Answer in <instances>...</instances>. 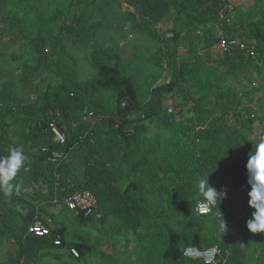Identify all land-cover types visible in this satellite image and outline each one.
<instances>
[{
  "label": "trees",
  "instance_id": "1",
  "mask_svg": "<svg viewBox=\"0 0 264 264\" xmlns=\"http://www.w3.org/2000/svg\"><path fill=\"white\" fill-rule=\"evenodd\" d=\"M45 1L41 8L32 0H0L5 27L0 36L5 29L3 37L32 50L35 63L21 67L22 81L34 95L31 103L14 95L12 82L0 83V157L22 147L28 157L25 166L31 168L21 170L18 194L6 198L0 192V264H43L49 259L86 263L95 253L88 237L70 232L63 219L48 212L54 207L68 212L62 198L82 191L96 199L100 219L69 211L74 224L99 225L106 240L132 234L144 264H203L184 258L183 250L214 246L220 248L225 264H264V234L253 235L246 228L252 214L246 163L254 147L243 133L251 132L255 122L264 124V115L258 117L264 105L261 110L253 107L259 89L236 92L224 86L240 72L264 70V0H255L239 15L228 14L227 0H124L128 12L120 28L129 26L161 44L150 59L171 73L161 86L157 76L141 75L137 83L126 76L120 53L93 39L96 29L82 39L89 22L87 8L96 0ZM221 12L227 14L222 36L252 46L253 56L238 47L214 56L219 39L212 25ZM70 19L76 21L71 28ZM165 21L181 28H174L169 39L156 31ZM96 22L92 26L98 29L114 25L109 20ZM78 37L76 46L84 43L91 49L88 60L94 73L85 81L64 43L52 49L62 38ZM184 38L194 54L190 61L177 63L176 46ZM199 44L204 45L202 55L196 52ZM36 67L40 73L49 71L54 82L35 88L28 71ZM177 97L180 102L169 104ZM169 106L177 111V121L168 113ZM90 115L100 121H86ZM51 124L64 135V143ZM152 124L160 132L150 137ZM74 149L80 174L67 160ZM53 154L62 158L51 162ZM202 176H209L217 191L227 190V198L213 208L215 213L219 209L227 217H239L232 236L228 231L222 235L214 215L195 213L203 199L197 188ZM37 222L46 234L29 232ZM7 244L12 251L2 261ZM251 248L259 251L255 260L250 259ZM65 256L70 261H63ZM98 257L100 264H119L112 252H99Z\"/></svg>",
  "mask_w": 264,
  "mask_h": 264
},
{
  "label": "rangeland",
  "instance_id": "2",
  "mask_svg": "<svg viewBox=\"0 0 264 264\" xmlns=\"http://www.w3.org/2000/svg\"><path fill=\"white\" fill-rule=\"evenodd\" d=\"M35 4L43 7L46 3L45 0H32ZM68 2L69 0H63ZM233 3L228 1V5H231V15H239L246 13L250 7L254 4L255 0H232ZM78 10L76 9V13ZM128 10L124 6V0H96V3L91 4L87 8V16H89V22L87 23L86 32L81 34L82 39L89 38L92 34L91 31L97 30L98 33L93 38L100 47L112 46L115 50L120 53V69L126 75L131 77L133 81L137 83V79H140L141 75L145 76H157V86L166 84L171 78V73L163 67L156 66L150 61L153 54L161 46L152 40H150L145 34L136 32L126 26L121 29V25L125 24V16ZM46 14L50 15L49 12ZM0 16V31L4 24L1 21ZM98 20H109L114 23L110 28L100 27L94 28L93 23H97ZM75 20H69L67 25L69 28L75 26ZM73 25V26H72ZM129 25V24H128ZM181 30V28L174 27L173 23L169 21L162 22L156 25V31L161 37L171 38L173 29ZM2 36H0V83L3 80L10 81L13 83L14 95L24 101L25 103H31L34 100V95L27 83H23L21 78V67L24 62L28 65H35L33 62L34 53L30 49L22 47L20 43H14L8 41L3 36L6 34V30H2ZM80 37L73 40L71 38H62V42L53 44L52 49L56 50L61 43H64V50L69 54L74 61L78 64V73L81 81L88 80L94 73V68L89 63V54L91 49L84 45L76 46L75 41ZM254 45V43H253ZM204 52V45L199 44L196 52ZM176 60L177 63L181 61H190L194 54L189 42L186 38L180 39L176 46ZM214 56H217L214 54ZM40 68L36 67L35 70L30 69L28 71L29 79L32 80L30 83L38 89H42L49 83H53L55 77L49 72L40 73ZM27 75V74H26ZM224 86L230 87L232 90L248 91L250 89H259L258 92L253 95L255 100L254 108L260 109L258 117L264 115V70L257 74L254 71H243L240 72L236 79H229ZM180 97L174 98L169 101V104L180 102ZM213 97H210V102L213 103ZM182 102V101H181ZM245 103V100H243ZM160 132L154 124L148 126V136H154ZM247 135L249 144L255 147L261 136H264V124L255 122L251 132L243 131ZM77 151L74 149L72 154L67 157V160L71 161L72 167L76 168L75 173L80 174L81 165L77 159ZM195 211V210H194ZM65 217V216H64ZM70 232L74 231L77 235L87 236L89 243L94 248V255L87 259L86 263L71 261L73 264H100L99 252H107L115 255L119 264H144L140 257V250L136 243L135 237L128 233L126 236L118 237L117 240H106L101 232L99 225H88L86 227H77L73 222V217L67 216L62 220ZM109 225V224H108ZM107 225V226H108ZM76 226V227H75ZM111 247H114L113 249ZM11 245L7 244L1 255V260H6V254L12 251ZM259 254L257 248H251L250 259H257L256 255ZM63 261H70L66 256ZM43 264H61L55 260L49 259L43 261Z\"/></svg>",
  "mask_w": 264,
  "mask_h": 264
},
{
  "label": "clouds",
  "instance_id": "3",
  "mask_svg": "<svg viewBox=\"0 0 264 264\" xmlns=\"http://www.w3.org/2000/svg\"><path fill=\"white\" fill-rule=\"evenodd\" d=\"M28 157L22 147H13L8 150V155L0 157V192L6 198L21 191L23 180L19 178L21 170L31 171L26 167ZM248 192V207L252 209L251 217L246 221L249 233L264 234V136H261L252 152L248 154L246 163ZM200 196L195 210L201 214H208L212 207L227 198V190L217 191L209 184V176L201 177L197 183ZM219 222V230L223 234L227 232V222L221 211L215 213Z\"/></svg>",
  "mask_w": 264,
  "mask_h": 264
},
{
  "label": "built area",
  "instance_id": "4",
  "mask_svg": "<svg viewBox=\"0 0 264 264\" xmlns=\"http://www.w3.org/2000/svg\"><path fill=\"white\" fill-rule=\"evenodd\" d=\"M231 5H228L226 7V10L228 14L231 15L232 7ZM227 14H224L223 12L219 13V20L215 24L212 25L214 32L216 33V37L219 39V42L217 44V51L216 55L222 57L226 52H228L230 49L234 47H238L240 50H245L246 53L249 54V56L254 55V49L252 46L245 44L243 41H240L238 39H225L222 36V30L224 28V23L227 20L226 17ZM229 19V17H228ZM198 35H200V32H198ZM172 37V36H171ZM200 55H202V51H199ZM168 113L173 116L174 121L178 120L177 111L169 106L167 109ZM86 121L91 122L93 125H95L97 122L100 121V118L92 117L91 115L88 118H85ZM171 122V121H170ZM50 128L52 132L55 134V136L58 138L60 143H64V135L59 133V131L55 128L54 125H50ZM61 154H53L51 157V162H55L58 159H61ZM31 189H29L30 191ZM54 203H57L54 201ZM62 205L71 213L76 214L78 211L85 212V215H95L96 219H100V215L96 214V208H97V202L94 196L89 191H82V192H76L73 194H67L62 198ZM196 207V205H195ZM195 210V208H194ZM195 213L200 216H208V215H214L215 211L212 207L211 212L208 214H201L200 212L195 210ZM222 213V212H221ZM222 216L224 220L227 222V231L230 236L233 235V226L238 222L239 217L236 215H231L230 217H227L225 213H222ZM215 219L217 223L219 224L216 216ZM30 233H34L35 235H44L46 234V230L41 226L39 222L35 223L34 226L30 227L29 229ZM74 255H76L75 251H71ZM183 256L184 258L191 259V260H200L203 264H225L226 258L222 257L221 250L218 246H214L212 248L201 250L196 247H187L183 250Z\"/></svg>",
  "mask_w": 264,
  "mask_h": 264
},
{
  "label": "crops",
  "instance_id": "5",
  "mask_svg": "<svg viewBox=\"0 0 264 264\" xmlns=\"http://www.w3.org/2000/svg\"><path fill=\"white\" fill-rule=\"evenodd\" d=\"M227 1H229L230 3H233V1L232 0H227ZM233 4H235V3H233ZM48 212L50 213V214H54V215H56L59 219H64L65 217H69V216H71V217H73L72 216V214L68 211V212H66V211H62V208L61 207H54V208H49L48 209ZM65 216V217H64Z\"/></svg>",
  "mask_w": 264,
  "mask_h": 264
}]
</instances>
